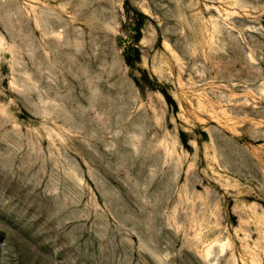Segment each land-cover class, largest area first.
<instances>
[{"label": "rangeland", "instance_id": "rangeland-1", "mask_svg": "<svg viewBox=\"0 0 264 264\" xmlns=\"http://www.w3.org/2000/svg\"><path fill=\"white\" fill-rule=\"evenodd\" d=\"M0 264H264V0H0Z\"/></svg>", "mask_w": 264, "mask_h": 264}, {"label": "trees", "instance_id": "trees-1", "mask_svg": "<svg viewBox=\"0 0 264 264\" xmlns=\"http://www.w3.org/2000/svg\"><path fill=\"white\" fill-rule=\"evenodd\" d=\"M128 3V0H127ZM130 13V12H129ZM141 17H144L145 15L140 12ZM138 22L135 25V30H136V34L133 36L134 41H139L141 39V27L143 24V18L138 19ZM129 50L127 51V55H126V60L127 62L131 63V60L136 57L137 59L140 58V50L136 47V46H130L128 48ZM146 79H148V81L150 83H154V81L148 76V74L146 75ZM159 90L162 92V94L165 96L167 102L169 103V105L171 107H173L174 109H176L178 107L177 105V101L174 99V97L172 96V94H170V92L165 89V88H159ZM184 141H186L184 139Z\"/></svg>", "mask_w": 264, "mask_h": 264}]
</instances>
